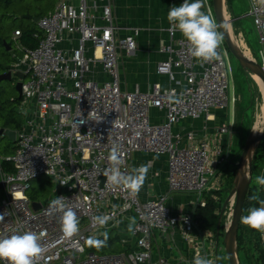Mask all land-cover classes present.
Returning <instances> with one entry per match:
<instances>
[{
	"label": "built area",
	"instance_id": "built-area-1",
	"mask_svg": "<svg viewBox=\"0 0 264 264\" xmlns=\"http://www.w3.org/2000/svg\"><path fill=\"white\" fill-rule=\"evenodd\" d=\"M55 1L54 10L37 22L42 38L36 48L22 45L21 31L13 35L23 57L8 71L13 76L17 71L25 74L19 109L25 119L17 130L14 153L7 158L13 172L0 165V191H4L0 215L5 214L0 237L28 230L43 233L47 251L39 264H168L164 258L153 259L152 238L156 231L179 228L193 246L194 257L218 264L215 250L206 249L205 242L196 238V214L176 211L169 201L179 193L195 195L197 207L207 205L209 194L218 200L213 192L220 190V170L230 162L218 140L232 135L233 124H221L199 137L186 123L213 121V111L230 102L232 70L224 39L219 48L222 59L202 63L188 54L187 41L177 37L178 31L170 32V26L166 29L170 40L159 49L166 57L157 65V73L167 76L169 84L126 90L120 53L136 51L142 29L120 26L112 0ZM249 2L248 16L262 45L259 63L264 68V4ZM212 3L204 0L202 10L216 20ZM154 110L164 114L162 121L154 120ZM114 144L122 153L121 171L126 173L135 168L136 153L166 156L167 191L141 198L139 193L132 197L108 186L103 172ZM44 175L53 177L56 194L44 202L33 200L27 193L31 182ZM65 180L67 184L60 183ZM58 196L65 197L79 218V233L70 240L62 238L60 214L47 212ZM34 202L41 204L40 209H34ZM233 206L234 202L232 210ZM102 214L113 218L99 227L92 218ZM132 217L136 222L129 232ZM113 229L125 253L86 254L89 237L100 239ZM260 236L264 243V233Z\"/></svg>",
	"mask_w": 264,
	"mask_h": 264
},
{
	"label": "rangeland",
	"instance_id": "rangeland-1",
	"mask_svg": "<svg viewBox=\"0 0 264 264\" xmlns=\"http://www.w3.org/2000/svg\"><path fill=\"white\" fill-rule=\"evenodd\" d=\"M211 2L213 1L211 0ZM55 4V0H23L14 2V7L3 11L4 16L6 14L4 18L5 21H3L1 24V30L3 31V34H5L10 39L11 36L13 37L14 35L13 32L15 27L28 25L29 19L26 18L27 16L24 18L22 15V12L25 11L26 8H30V10L34 13L40 12L39 10H36L37 7L42 9L44 7L47 9L51 8L53 11ZM249 9V0H235L232 9H229L228 5L226 4L225 12L229 18L237 19L229 23V26L240 49L243 52L250 51V58L260 62L261 59L259 56V50L261 49L262 45L259 42L257 31H255L256 28L254 27L253 20L250 16H248ZM8 14L12 15V17ZM249 28H251L250 32ZM10 55L13 57L11 60H7L5 58L7 57L5 50L0 47V68H6L8 66L10 67L13 60L16 62L18 58L23 57V52L13 44V49L10 51ZM228 56L232 70L229 90L230 102L223 110L225 111V117L232 121V136L237 137V149L233 151L232 159L230 160L229 164L223 166L220 170V190L218 191L217 196L218 200L220 199L221 209H217L216 211V213L220 215L219 226L217 229L219 231V236L217 235L218 233L216 234L214 232H209L212 234L209 242H214L216 239L218 240L219 250L218 254H215V256L219 258L217 259L218 264H229L227 255L225 253L224 239L234 215L232 203L234 202V209L237 198L234 183L238 170L236 163L239 162L244 146L246 145L248 139L253 137L257 124L262 125V130L264 126V92L260 84L257 82V80H255L254 73L243 68L236 57L230 53L229 50ZM18 81V77L14 75L13 80H4L0 84V102H7L5 104L6 106L0 110V125L3 124V121L9 118L10 112L12 110L18 109L19 111L21 107L23 98H20V94L16 89V84ZM121 82L122 84L125 82V77L122 73ZM128 82H132L130 78ZM11 99H16L17 101L10 103ZM15 117L18 120L20 119L22 122L25 119V115L21 113L15 115ZM15 146L16 142L12 141L8 136L0 134V156L2 160L14 153ZM256 160L257 162H255V168L252 166L251 187L264 190V186H261L256 182L257 176L264 175V139L256 148L253 165L254 161ZM56 188L57 185L54 182L53 177L44 175L31 182V188L27 193L33 200L44 202L56 194ZM220 192L221 195H219ZM0 194L1 196H4V191L1 190ZM260 200H264V198ZM260 206L261 205L258 203V207ZM108 237L109 238L106 242V245L101 248L89 246L88 243H86V254L95 253L97 255H111L126 252V247L122 243L117 230H111ZM100 239L103 240V238ZM246 263L253 264L251 261H247Z\"/></svg>",
	"mask_w": 264,
	"mask_h": 264
},
{
	"label": "crops",
	"instance_id": "crops-1",
	"mask_svg": "<svg viewBox=\"0 0 264 264\" xmlns=\"http://www.w3.org/2000/svg\"><path fill=\"white\" fill-rule=\"evenodd\" d=\"M112 2L114 16L120 26L142 29L140 36L137 38L138 47L136 51L131 55L120 53V69L125 77V82L122 84L123 88L126 90L137 88L147 90L150 85L156 82L167 86L169 84L168 77L157 73L158 63L166 57L160 53L159 49L162 43L170 40V36L166 31L171 26L167 20V13L173 5L179 6L183 3V0H112ZM250 31L251 28H249ZM177 37H182L179 31ZM129 78L132 81L131 83L128 82ZM153 117H155L154 120L162 121L164 114L160 113L159 110H154ZM212 119L214 120L206 121L204 118L191 120L186 123V127L197 131L199 137H202L204 132H212L221 124L232 123L231 120L225 117V111L219 108L213 111ZM236 142L237 137L230 134H224L218 140L224 154L230 160L233 151L237 149ZM141 165L149 166V170L139 191L140 197L146 198L166 192V156L136 153L132 160V166L138 167ZM157 173L158 176L155 175ZM196 202L197 197L195 195L179 193L172 194L169 205L176 211L194 212L198 217ZM209 232L212 231L201 228L200 223L197 222L196 238L202 240V243L205 242L206 249L215 250L218 254V240L216 239L215 243L211 245V242L209 243L205 238ZM152 243L154 260L164 258L168 264H193L195 251L192 249L193 246H189L184 240L179 228L154 232Z\"/></svg>",
	"mask_w": 264,
	"mask_h": 264
},
{
	"label": "clouds",
	"instance_id": "clouds-1",
	"mask_svg": "<svg viewBox=\"0 0 264 264\" xmlns=\"http://www.w3.org/2000/svg\"><path fill=\"white\" fill-rule=\"evenodd\" d=\"M264 4V0H260ZM204 0H183L179 6L173 5L168 13L167 20L171 25L169 31H179L181 36L187 41L188 54L199 62L206 63L220 61L222 59L219 51L224 39L223 32L219 31L222 25L218 24L211 15L205 12ZM109 167L104 170L103 175L107 178L106 183L113 188H119L135 197L141 190L146 179L149 166L141 165L135 167L131 172L121 171L124 163L122 153L118 145H113L108 155ZM257 184L264 186V175L256 177ZM67 184L68 181H61ZM75 187V186H73ZM253 201H258L260 207H251L247 215H242L240 222L256 231L264 233V200H259L257 195L250 197ZM48 214L59 213V224L62 238L72 239L79 233V218L73 207L69 205L64 196H58L49 203ZM5 214L0 215V221L4 220ZM113 217L109 214L94 216L93 223L99 227L107 225ZM128 231H133L135 218H129ZM43 233L35 231L14 232L9 236L0 237V261L5 264H39V261L47 251V247L42 243ZM103 240L96 237H89V246L101 248L106 245L108 232L102 233ZM219 259V258H217ZM193 264H214L212 259L197 255Z\"/></svg>",
	"mask_w": 264,
	"mask_h": 264
},
{
	"label": "trees",
	"instance_id": "trees-1",
	"mask_svg": "<svg viewBox=\"0 0 264 264\" xmlns=\"http://www.w3.org/2000/svg\"><path fill=\"white\" fill-rule=\"evenodd\" d=\"M16 1H23V0H0V47L5 50L7 60H11L13 56L10 55V51L13 49V44L15 45L13 41V37L9 39L5 34H3V31L1 30V24L3 21H5V16L3 14V11L11 9L14 7V2ZM235 0H227V5L229 9L233 8V3ZM36 10H39L40 12H32L30 8H26L25 11L22 12L23 17L26 16H34V17H43L45 14H49L52 9H47L44 7L43 9L40 7H37ZM9 15V14H8ZM12 17V15H9ZM27 18V17H26ZM21 31L22 35L20 37V41L24 47L27 48H36L40 40L42 38V32L38 27V24L35 23L32 19H29L28 25L26 26H17L14 28L15 31ZM13 32V33H14ZM8 46L11 47L10 50H8ZM9 52V53H7ZM15 56V55H14ZM15 61H12V64H14ZM9 69V66L6 68H0V74H3L7 72ZM2 80L0 84L3 82ZM9 81V80H8ZM1 100V97H0ZM16 99H11L10 103L16 102ZM7 102H0V110L3 109ZM9 103V104H10ZM21 112L18 111V109L12 110L10 112L9 118H7L5 121H3V124L0 125V129H12V130H20L23 122L19 119H16L15 115L20 114ZM11 156V155H10ZM255 162L254 161V168H255ZM0 165L2 168L7 172H13L14 167L11 164L9 160H7V157L2 160L0 156ZM215 194H218V191L213 192ZM221 195V192L219 193ZM252 195H257L259 200L264 198V190L258 189V188H252L250 186L246 203L244 205V211L243 215H247L248 209L251 207H258V201H253L250 199ZM217 209H221L220 199L215 200L211 197V195L207 198V205L205 207H198L197 209V221L200 223L201 228L210 230L214 233H218V226H219V219L220 215L216 213ZM218 235V234H217ZM216 235V236H217ZM226 253V252H225ZM227 255V254H226ZM238 258L240 261V264H247V261H251L253 264H264V243L261 240L260 232L256 231L254 229H251L242 223H240V228L238 232ZM228 259V257H227ZM229 262V260H228Z\"/></svg>",
	"mask_w": 264,
	"mask_h": 264
},
{
	"label": "water",
	"instance_id": "water-1",
	"mask_svg": "<svg viewBox=\"0 0 264 264\" xmlns=\"http://www.w3.org/2000/svg\"><path fill=\"white\" fill-rule=\"evenodd\" d=\"M212 1H213V7H214L217 23L222 25L220 31L223 32L224 34V41L230 53H232L236 57V59L239 61V63L243 68L248 69L252 73L256 74L264 84V68L262 67V65L259 62L255 61L254 59H251L246 55H244L243 51L240 49L238 44L234 42L232 38V34L229 28V23L233 22L235 19L225 18V7L227 4V0H212ZM27 19H32L35 23H37L40 17H34L28 15ZM10 49L11 47L8 46V50ZM15 75L19 78V81L16 84V89L20 94V98H22L23 95L22 80L25 78V74L24 72L17 71ZM13 78L14 76L12 75L11 71L0 74V82L2 80L11 81L13 80ZM0 134H6V136H8L12 141L16 142V137H17L16 130L3 128L0 130ZM263 139H264V126L262 133L259 136L248 139L246 145L244 146L240 160L238 163H236L238 170L234 183H235V192L237 193L236 194L237 198L234 208L233 219L229 228L227 229L224 239L225 252L227 254L229 264H239L238 232L241 223L240 218L243 215L244 205L246 203V198L252 183V166H253L254 153L259 143H261ZM247 160L249 164V171L246 173L245 164ZM1 187L2 185L0 184V188ZM33 207L34 209L38 210L40 209L41 204L39 202H34ZM218 236H219V231H218Z\"/></svg>",
	"mask_w": 264,
	"mask_h": 264
},
{
	"label": "bare ground",
	"instance_id": "bare-ground-1",
	"mask_svg": "<svg viewBox=\"0 0 264 264\" xmlns=\"http://www.w3.org/2000/svg\"><path fill=\"white\" fill-rule=\"evenodd\" d=\"M225 18H226V19L229 18V17L226 15V12H225ZM229 28H230V26H229ZM230 31H231V29H230ZM231 34H232V32H231ZM232 38H233L234 42H236V40L234 39L233 34H232ZM236 43H237V42H236ZM243 53H244V55H246L247 57L250 58V53H249L248 51H246V52L244 51ZM254 78H255V80H257V82L260 84V86H261V88H262V90H263V92H264V84H263L262 80H261L256 74H254ZM263 112H264V111H263ZM261 131H262V125L257 124V126L255 127V130H254L253 137H257V136H259V135L261 134ZM245 171H246V173L249 171L248 160L246 161V164H245ZM229 225H230V224H229ZM229 225H228V226H229Z\"/></svg>",
	"mask_w": 264,
	"mask_h": 264
}]
</instances>
